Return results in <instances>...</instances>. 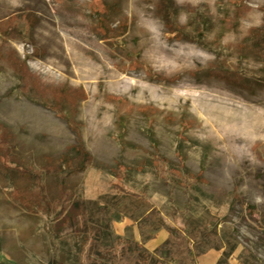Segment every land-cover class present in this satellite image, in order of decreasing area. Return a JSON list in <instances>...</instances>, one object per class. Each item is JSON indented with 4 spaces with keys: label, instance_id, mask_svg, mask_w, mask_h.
Listing matches in <instances>:
<instances>
[{
    "label": "rangeland",
    "instance_id": "374dc122",
    "mask_svg": "<svg viewBox=\"0 0 264 264\" xmlns=\"http://www.w3.org/2000/svg\"><path fill=\"white\" fill-rule=\"evenodd\" d=\"M263 39L264 0H0V264H112L98 248L161 223L151 255L187 233L196 264H264V135L215 133L264 118Z\"/></svg>",
    "mask_w": 264,
    "mask_h": 264
},
{
    "label": "trees",
    "instance_id": "16d2710c",
    "mask_svg": "<svg viewBox=\"0 0 264 264\" xmlns=\"http://www.w3.org/2000/svg\"><path fill=\"white\" fill-rule=\"evenodd\" d=\"M166 1L168 2V0ZM161 9L162 11H164L167 18L171 14L172 5L164 2V5L162 4ZM262 44H264V39L262 41ZM260 49L264 51V47ZM78 154V158L80 159L81 157V159H78L79 161H77V163L79 164V166H82L81 170H83L86 159L84 157V154L81 153V150H78ZM165 164L167 165L168 162L164 160H160L158 162V167L164 180H166L167 176L172 175V173H168V169L164 167ZM53 207L57 209L58 212L56 213V219L60 221V224L62 225H72L75 219L78 217V214L81 213L80 207H77V205H75V207L73 206L72 195L66 190L61 192L57 203L53 204ZM161 226L162 228L167 230L170 236L165 245L169 244L172 240L177 238V231L175 229L169 227L165 223H161ZM158 228L159 226H156V229ZM189 241L190 236L187 233H184L181 241L184 248L180 252L170 253L166 257H157L148 253V251L145 250L142 245L135 244V247H133V245H131L127 239L122 238L117 239L114 246L104 249L98 248L97 257L102 260H107V262H111L112 264H122L124 255L127 254L130 250H135L137 256L134 264H196L197 255L194 253L193 248L189 245ZM88 242L89 239L87 238L85 245H87ZM81 255H85L84 258H87V252L84 248L81 249ZM80 259L82 260V256H80Z\"/></svg>",
    "mask_w": 264,
    "mask_h": 264
},
{
    "label": "bare ground",
    "instance_id": "6f19581e",
    "mask_svg": "<svg viewBox=\"0 0 264 264\" xmlns=\"http://www.w3.org/2000/svg\"><path fill=\"white\" fill-rule=\"evenodd\" d=\"M258 114L255 110H252L250 116L245 118L236 115V119L228 120L229 125L224 124L223 131L216 130L215 133H219L220 139L226 144V151H230L229 143H236L239 140L250 141L248 138L249 132L264 135V118Z\"/></svg>",
    "mask_w": 264,
    "mask_h": 264
},
{
    "label": "crops",
    "instance_id": "0c3cea01",
    "mask_svg": "<svg viewBox=\"0 0 264 264\" xmlns=\"http://www.w3.org/2000/svg\"><path fill=\"white\" fill-rule=\"evenodd\" d=\"M132 224L133 222L131 221H124L122 224L117 226L116 228L118 231V236L124 237V235L126 234V229L132 227ZM134 236L135 240L141 244L142 240L139 235ZM169 238V233L163 228L158 232V234L154 238H150L149 240H147L144 243L143 247L146 248L149 253H154L156 250L160 249V247L166 244ZM218 258L219 256L216 252H211L210 254H207L204 258L202 257L200 260H198L197 264H217Z\"/></svg>",
    "mask_w": 264,
    "mask_h": 264
}]
</instances>
